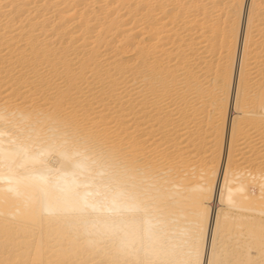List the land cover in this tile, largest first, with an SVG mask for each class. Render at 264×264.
<instances>
[{
  "label": "bare ground",
  "instance_id": "bare-ground-1",
  "mask_svg": "<svg viewBox=\"0 0 264 264\" xmlns=\"http://www.w3.org/2000/svg\"><path fill=\"white\" fill-rule=\"evenodd\" d=\"M263 36L264 0H0V264H264Z\"/></svg>",
  "mask_w": 264,
  "mask_h": 264
},
{
  "label": "rangeland",
  "instance_id": "rangeland-1",
  "mask_svg": "<svg viewBox=\"0 0 264 264\" xmlns=\"http://www.w3.org/2000/svg\"><path fill=\"white\" fill-rule=\"evenodd\" d=\"M263 37H264V36H263ZM263 37H262V39H263ZM262 39H261V40H262ZM261 40H260V42H261ZM262 41L264 42V40H262ZM263 42H261V44H260V43H259V44L262 45ZM258 47H259V48H258V49H259V54H262V53L264 52V49H263L264 47L261 46L263 50H261V47H260V46H258ZM259 54H257L258 57H257V55H255V58H254V59H260V58H262L263 61H264V57H262V56H264V53H263V55H260V56H259ZM259 57H260V58H259ZM254 59H252V60H254ZM262 59H261V60H262ZM261 60H260V61L257 60V61H258V63H260V64H259L260 67H261V65L263 66V69H262V68L258 69L259 66L257 67V69H258V71L260 70L259 72H264V62H263V64H261ZM254 63H255V62H254ZM258 63L253 64V65H257ZM254 68L256 69V67H254ZM254 68H253V70H254ZM257 69H256V70H257ZM261 70H262V71H261ZM258 71H256V72L259 73ZM256 80H257V78H256ZM254 82H256V81L254 80ZM257 83H258V81H257ZM257 83H255V84L253 85V88H254V86H256L255 88H257L259 85H260L259 88H261L262 82L259 81V83H258V84H257ZM260 83H261V84H260ZM255 88H254V89H255ZM254 89H253V90H254ZM257 89H258V88H257ZM257 89H256V91L259 92V90H257ZM260 91H261V90H260ZM254 93H255V90H254Z\"/></svg>",
  "mask_w": 264,
  "mask_h": 264
}]
</instances>
